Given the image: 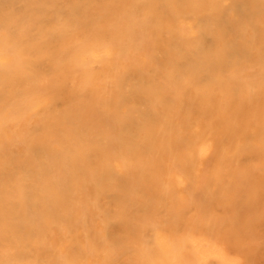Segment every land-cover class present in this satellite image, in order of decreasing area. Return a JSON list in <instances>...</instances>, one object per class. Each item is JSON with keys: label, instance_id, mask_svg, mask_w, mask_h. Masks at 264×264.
Segmentation results:
<instances>
[{"label": "bare ground", "instance_id": "obj_1", "mask_svg": "<svg viewBox=\"0 0 264 264\" xmlns=\"http://www.w3.org/2000/svg\"><path fill=\"white\" fill-rule=\"evenodd\" d=\"M0 264H264V0H0Z\"/></svg>", "mask_w": 264, "mask_h": 264}]
</instances>
